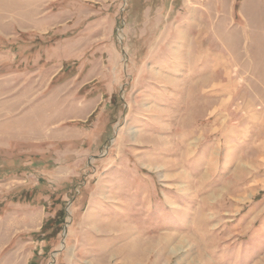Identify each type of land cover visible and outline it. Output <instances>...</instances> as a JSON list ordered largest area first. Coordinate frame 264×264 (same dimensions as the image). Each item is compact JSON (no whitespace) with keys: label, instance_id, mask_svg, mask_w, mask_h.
Instances as JSON below:
<instances>
[{"label":"rangeland","instance_id":"1","mask_svg":"<svg viewBox=\"0 0 264 264\" xmlns=\"http://www.w3.org/2000/svg\"><path fill=\"white\" fill-rule=\"evenodd\" d=\"M264 264V0H0V264Z\"/></svg>","mask_w":264,"mask_h":264},{"label":"trees","instance_id":"2","mask_svg":"<svg viewBox=\"0 0 264 264\" xmlns=\"http://www.w3.org/2000/svg\"><path fill=\"white\" fill-rule=\"evenodd\" d=\"M30 264H33L32 262Z\"/></svg>","mask_w":264,"mask_h":264}]
</instances>
